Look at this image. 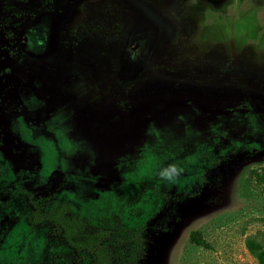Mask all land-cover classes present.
<instances>
[{"label":"rangeland","instance_id":"obj_1","mask_svg":"<svg viewBox=\"0 0 264 264\" xmlns=\"http://www.w3.org/2000/svg\"><path fill=\"white\" fill-rule=\"evenodd\" d=\"M255 171L264 0H0V264H94L32 221L61 202L112 264L139 226V264H264Z\"/></svg>","mask_w":264,"mask_h":264},{"label":"trees","instance_id":"obj_2","mask_svg":"<svg viewBox=\"0 0 264 264\" xmlns=\"http://www.w3.org/2000/svg\"><path fill=\"white\" fill-rule=\"evenodd\" d=\"M254 173L259 181L264 180L263 173H256V171ZM37 208L39 206L35 203V211L32 214L33 222L50 221L55 232L60 234L68 245L78 252L90 253L94 264H112L113 249L108 243L103 242L105 238H109L111 235L110 229L88 230V221L75 216L72 213L73 206L67 202L59 203L53 212L47 214L38 212ZM143 230L142 226L135 227L131 229L132 234L121 239L123 242H134L128 254L120 256L119 262L121 264H139L145 249ZM189 238L196 245H208L201 236L200 230L190 232Z\"/></svg>","mask_w":264,"mask_h":264},{"label":"clouds","instance_id":"obj_3","mask_svg":"<svg viewBox=\"0 0 264 264\" xmlns=\"http://www.w3.org/2000/svg\"><path fill=\"white\" fill-rule=\"evenodd\" d=\"M180 169L174 163H169L159 169L158 175L163 180L173 181L179 175Z\"/></svg>","mask_w":264,"mask_h":264}]
</instances>
